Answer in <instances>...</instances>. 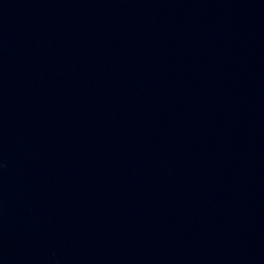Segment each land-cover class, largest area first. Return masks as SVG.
Here are the masks:
<instances>
[{
    "label": "water",
    "instance_id": "obj_1",
    "mask_svg": "<svg viewBox=\"0 0 264 264\" xmlns=\"http://www.w3.org/2000/svg\"><path fill=\"white\" fill-rule=\"evenodd\" d=\"M0 264H264V0H0Z\"/></svg>",
    "mask_w": 264,
    "mask_h": 264
}]
</instances>
